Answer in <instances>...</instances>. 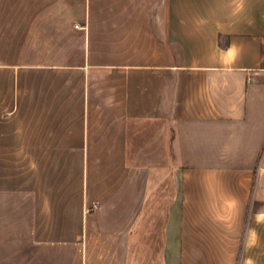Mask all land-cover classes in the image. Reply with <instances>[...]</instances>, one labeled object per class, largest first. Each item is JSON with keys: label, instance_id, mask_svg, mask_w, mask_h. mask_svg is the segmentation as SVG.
Listing matches in <instances>:
<instances>
[{"label": "crops", "instance_id": "obj_1", "mask_svg": "<svg viewBox=\"0 0 264 264\" xmlns=\"http://www.w3.org/2000/svg\"><path fill=\"white\" fill-rule=\"evenodd\" d=\"M1 3L30 82L14 113L53 164L29 264H264V0ZM16 217L0 199V264H23Z\"/></svg>", "mask_w": 264, "mask_h": 264}, {"label": "rangeland", "instance_id": "obj_2", "mask_svg": "<svg viewBox=\"0 0 264 264\" xmlns=\"http://www.w3.org/2000/svg\"><path fill=\"white\" fill-rule=\"evenodd\" d=\"M0 6L2 10L3 3ZM7 16L0 18V36L7 37L5 46H0V57L5 60L8 65L1 68V75H4L5 81L0 82V91L4 96L7 112L0 113V132L6 136L4 145H0V199L7 204L8 220L16 218L24 219L23 233V264H29L30 258V226L29 221L32 213V202L36 199L32 196V186L37 188L41 184L42 178L37 177L39 174L45 173L47 170H52V163L37 162L33 158L32 148L30 146V114L24 111L14 113L15 102L22 99L23 105L26 104L29 97L30 82L16 81V67L13 64L17 57L20 56V51H17L14 46V40H9L10 36H14L9 32L11 27H14V7L15 3H5ZM28 3H24L27 5ZM4 8V7H3ZM11 14V15H10ZM10 15V16H9ZM24 21H30V18H25ZM13 22V23H12ZM21 36L24 42H28L30 33H22ZM28 53V49H23V53ZM17 53V56H15ZM20 74L29 75V67L24 66ZM25 77V76H24ZM39 180V182H38ZM42 196V195H40ZM39 196V197H40ZM44 200V199H43ZM47 200V199H46ZM40 202L42 199L40 198ZM21 214V215H20ZM20 215V216H18ZM13 251L8 248V252ZM28 258V259H27ZM8 264H14V259H8Z\"/></svg>", "mask_w": 264, "mask_h": 264}]
</instances>
